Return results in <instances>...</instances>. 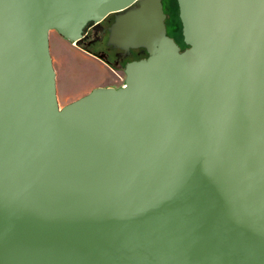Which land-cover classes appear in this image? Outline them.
<instances>
[{
  "label": "water",
  "instance_id": "water-1",
  "mask_svg": "<svg viewBox=\"0 0 264 264\" xmlns=\"http://www.w3.org/2000/svg\"><path fill=\"white\" fill-rule=\"evenodd\" d=\"M0 0V264H264V0ZM149 55L61 106L50 31Z\"/></svg>",
  "mask_w": 264,
  "mask_h": 264
},
{
  "label": "rangeland",
  "instance_id": "rangeland-1",
  "mask_svg": "<svg viewBox=\"0 0 264 264\" xmlns=\"http://www.w3.org/2000/svg\"><path fill=\"white\" fill-rule=\"evenodd\" d=\"M167 13L170 33L186 44L183 35V24L180 17L178 0H163ZM50 47L57 70L58 98L61 106L91 91L93 88L106 84L116 86L124 81L126 73L118 69L112 70L99 56L80 43L61 35L56 29L50 31Z\"/></svg>",
  "mask_w": 264,
  "mask_h": 264
},
{
  "label": "flooded vegetation",
  "instance_id": "flooded-vegetation-1",
  "mask_svg": "<svg viewBox=\"0 0 264 264\" xmlns=\"http://www.w3.org/2000/svg\"><path fill=\"white\" fill-rule=\"evenodd\" d=\"M110 15L112 17H109ZM110 15L100 22H90L84 30L83 38L79 40L77 43L85 45L88 48V51L90 52L92 50L94 54L101 57L109 65V67L115 72L119 73L118 69L120 68L125 72V66L127 62L135 59L147 57L149 55V52L145 47L125 49L123 47L110 43L109 27L115 19V13H112ZM167 18L168 16L166 17L168 34L177 41V43L181 46V49L188 47L189 44H187L186 42H185L186 44H181L179 38L176 37V35L170 33V26L168 24ZM119 75L121 74L119 73ZM124 83H125V78L124 81H122V76H121V83H119L118 86L114 84L104 85V86L119 87L124 85Z\"/></svg>",
  "mask_w": 264,
  "mask_h": 264
},
{
  "label": "crops",
  "instance_id": "crops-1",
  "mask_svg": "<svg viewBox=\"0 0 264 264\" xmlns=\"http://www.w3.org/2000/svg\"><path fill=\"white\" fill-rule=\"evenodd\" d=\"M51 33V32H50ZM106 85H110V84H106ZM112 85V84H111ZM97 86H99V85H97ZM104 86V85H103Z\"/></svg>",
  "mask_w": 264,
  "mask_h": 264
},
{
  "label": "trees",
  "instance_id": "trees-1",
  "mask_svg": "<svg viewBox=\"0 0 264 264\" xmlns=\"http://www.w3.org/2000/svg\"><path fill=\"white\" fill-rule=\"evenodd\" d=\"M109 17H112L111 15Z\"/></svg>",
  "mask_w": 264,
  "mask_h": 264
},
{
  "label": "built area",
  "instance_id": "built-area-1",
  "mask_svg": "<svg viewBox=\"0 0 264 264\" xmlns=\"http://www.w3.org/2000/svg\"><path fill=\"white\" fill-rule=\"evenodd\" d=\"M121 77V76H120Z\"/></svg>",
  "mask_w": 264,
  "mask_h": 264
}]
</instances>
